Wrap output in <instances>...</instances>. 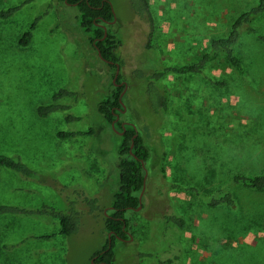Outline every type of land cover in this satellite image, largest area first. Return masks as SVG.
Returning a JSON list of instances; mask_svg holds the SVG:
<instances>
[{"label": "rangeland", "instance_id": "1", "mask_svg": "<svg viewBox=\"0 0 264 264\" xmlns=\"http://www.w3.org/2000/svg\"><path fill=\"white\" fill-rule=\"evenodd\" d=\"M23 1L0 0V11ZM111 1L117 19L110 29L124 37L120 81L81 31L71 5L33 0L7 19L0 16V153L19 156L46 175L42 181L28 180L0 168V202L61 207L59 183L110 203L111 187L119 182L120 133L108 127L95 102L123 81L126 111L119 121L135 124L152 159L146 165L149 195L145 190L141 209L126 211L132 237L118 243L116 264H264V191L234 187L237 206L231 208L210 207L193 189L211 195L233 174L264 171V44L253 33L243 34L237 46L243 70L220 53L204 74H168L159 85L169 93V109L159 114L133 76L136 68L181 65L202 56L211 40L227 34L233 20L257 0H149L155 16L152 51L146 49L148 24L133 14L128 0ZM47 9L29 45H20L24 31ZM253 26L264 34V14ZM63 86L85 94L71 110L82 119L71 124L63 113H38V106L50 103ZM90 127L94 136L56 135ZM170 211L184 218L183 230L164 226L161 216ZM108 235L104 221L89 214L69 236L60 234L54 218L3 214L0 264H89ZM141 252L151 254L141 257Z\"/></svg>", "mask_w": 264, "mask_h": 264}, {"label": "trees", "instance_id": "2", "mask_svg": "<svg viewBox=\"0 0 264 264\" xmlns=\"http://www.w3.org/2000/svg\"><path fill=\"white\" fill-rule=\"evenodd\" d=\"M33 0H24L19 5L10 7L7 10H1L2 18L11 17L25 4ZM65 4L71 5L76 9V20L81 31L87 35L94 48L102 53L99 56L109 63L115 70L121 68L124 64L119 54V49L124 43L123 34L113 33L110 29L112 21L115 20L116 12L111 0H58ZM129 6L133 14L149 26L147 32L146 49L152 51L155 47V16L151 8L149 0H128ZM53 3V2H52ZM51 3V4H52ZM49 9L37 16L30 27L24 31L19 43L22 46L29 45L33 38L34 30L37 23L48 13ZM264 14V0H257L248 9L241 12L232 22L227 34L215 37L210 42L209 51L203 53L202 56L195 58L181 65H164L157 63L149 69L136 68L133 70V76L136 80L143 83L146 99L155 113H163L169 109V93L160 87L159 83L168 74H204L207 64L217 54L222 53L224 58L233 66L243 70V62L237 52V46L244 33H253L264 44V34L258 32L253 26L254 21ZM104 25L108 28V35L105 36ZM210 81L217 86L224 87L226 80H215L208 77ZM119 75L117 81H120ZM126 84L118 85L113 89L102 92L98 100L95 102V109L101 115L108 127L114 131H123L120 134L117 143V168L119 170V182L117 186L112 188V200L110 203H103L100 195L87 194L86 191L71 187L63 186L55 183V190L62 197L63 204L57 207L54 204L42 202L33 208L23 207L15 204L0 202V216L3 214H21V215H38L48 216L58 220L60 224V234L69 236L77 233L81 227L82 219L85 214L92 215L94 218H100L104 221L105 230L111 233V241L109 235L106 243L100 250L96 251L89 264H116V254L118 252V243L122 240H130L131 234L128 233L130 227V219L126 217L128 209L136 210L140 205V195L145 184V175L148 173L147 163L152 159V152L145 142L143 135L133 123L123 124L116 120L117 115H122L124 102V93ZM84 93L71 90L66 86L59 88L52 96V100L48 104L38 106V113L41 117H47L56 112L64 114V120L67 123H74L82 119L72 113V108L84 97ZM68 100L70 102H68ZM114 123V126H113ZM135 134L137 136L135 137ZM60 138H75L94 136L93 127L88 129H68L60 130L56 133ZM134 142L133 148H131ZM146 163L144 164L143 163ZM0 168L20 174L22 177L30 180L42 181L46 179V175L37 173L28 166L19 156H13L6 153H0ZM164 173L165 169L161 167ZM148 176L146 187L148 186ZM172 187L178 186L171 184ZM168 185L167 189L171 187ZM243 187L255 191H264V171L260 172H239L233 174L230 182L224 187L218 189L211 195L201 193L197 188H193L199 194L201 200L210 207L228 206L235 208L237 206L234 187ZM166 189V190H167ZM146 193L149 195L147 187ZM145 195V191L143 196ZM160 195H165L160 189ZM159 195V196H160ZM143 200V197H142ZM63 205V206H62ZM104 206L109 207L108 211H104ZM143 207V201H142ZM164 226L167 229L176 227L183 230L186 221L179 216L176 211H170L162 214ZM52 234L44 236L50 238ZM122 237V238H121ZM151 253L141 252V257L148 256ZM171 262L170 260L168 261Z\"/></svg>", "mask_w": 264, "mask_h": 264}, {"label": "water", "instance_id": "3", "mask_svg": "<svg viewBox=\"0 0 264 264\" xmlns=\"http://www.w3.org/2000/svg\"><path fill=\"white\" fill-rule=\"evenodd\" d=\"M114 21H116V17H115V20H113L112 22H114ZM104 30H105V36H107V35H108V28H107L106 25H104ZM99 54H100V56H102V53H101L100 51H99ZM119 70H120V68L118 67V69L116 70V74H115V79H114L115 81H116V79L118 78ZM121 84H122V83H121ZM126 86H127V85H126ZM126 86H125V87H126ZM122 104H123V111L125 112V111H126V105L124 104L123 101H122ZM118 119H119V115H117L116 120H118ZM113 126H114V123H113ZM119 133L122 134L123 131H119ZM136 136H137V134H135V137H136ZM133 146H134V142L132 143L131 148H133ZM143 163H144V161H143ZM144 164H146V163H144ZM147 176H148V173H146V175H145V184H144L143 190H142L141 195H140L141 203H140V205L136 208V210H139V209L142 208V197H143L144 191H145V189H146V180H147ZM110 235H111V233H109V238H110V241H111V237H110ZM121 238H122V237H121Z\"/></svg>", "mask_w": 264, "mask_h": 264}, {"label": "flooded vegetation", "instance_id": "4", "mask_svg": "<svg viewBox=\"0 0 264 264\" xmlns=\"http://www.w3.org/2000/svg\"><path fill=\"white\" fill-rule=\"evenodd\" d=\"M121 83L123 84V81H122V82H119L118 84H119V85H122ZM125 84H126V83H125ZM120 117H121V115H119V118H120ZM118 120H119V119H118ZM122 123H123V124H126L127 122H122ZM127 232L130 233L129 231H127ZM131 236H132V235H131ZM126 240H127V239H126Z\"/></svg>", "mask_w": 264, "mask_h": 264}]
</instances>
